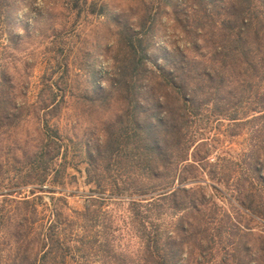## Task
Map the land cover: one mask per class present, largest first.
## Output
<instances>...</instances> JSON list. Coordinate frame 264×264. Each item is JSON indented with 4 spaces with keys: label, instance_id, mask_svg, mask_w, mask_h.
Instances as JSON below:
<instances>
[{
    "label": "trees",
    "instance_id": "obj_1",
    "mask_svg": "<svg viewBox=\"0 0 264 264\" xmlns=\"http://www.w3.org/2000/svg\"><path fill=\"white\" fill-rule=\"evenodd\" d=\"M182 2L185 11L168 12L176 40L161 63L148 52L152 18L121 23L114 89L98 97L104 103L114 92L121 115L96 155L85 138L72 142L87 183L98 181L108 201H125L121 249L113 235H90L95 198L73 218L61 210L63 198L45 202L40 215L35 193L55 191L67 169L56 160L69 147L58 124L44 121L22 158L28 165L13 176L33 196L10 200L9 237L0 242L9 264H264V0ZM47 97L43 108L53 112L55 94ZM95 160L103 171L121 169V188L92 174Z\"/></svg>",
    "mask_w": 264,
    "mask_h": 264
},
{
    "label": "rangeland",
    "instance_id": "obj_2",
    "mask_svg": "<svg viewBox=\"0 0 264 264\" xmlns=\"http://www.w3.org/2000/svg\"><path fill=\"white\" fill-rule=\"evenodd\" d=\"M182 1L0 0V242L9 237L13 214L10 200L33 196L28 191L32 185L14 184L13 176L15 169L23 170L28 165L22 158L36 146L37 126L47 121L58 124V135L66 139L69 147L62 149L65 156L56 160L58 166L65 164L67 169L58 174L55 191L35 193L42 196L38 201L40 215L45 202L50 208L52 201L63 198L58 204L64 214L73 218L95 198V204L90 205L95 209L90 235L97 240L113 235L115 249H121L125 201H108L109 191L95 189L93 182L98 181L87 183L86 165L77 162L82 156L73 143L85 138L96 155L105 129L121 115V99L114 92L104 103L98 102V97L114 89L109 70L121 59V23L135 27L143 14L149 15L156 30L154 48L148 52L161 63L172 50L170 40H176L171 36L168 12L173 8L185 11ZM53 93L57 105L49 112L43 104ZM244 138H239V148ZM91 165L93 175L110 178L101 183L115 182L121 188V179L115 177L121 171L118 166L111 163L107 172L100 169L97 160ZM9 257L5 245L0 244V264H9ZM98 263L95 260L94 264Z\"/></svg>",
    "mask_w": 264,
    "mask_h": 264
}]
</instances>
